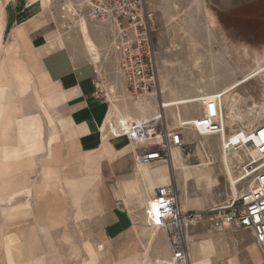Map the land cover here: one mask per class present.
I'll list each match as a JSON object with an SVG mask.
<instances>
[{"label": "crops", "instance_id": "crops-1", "mask_svg": "<svg viewBox=\"0 0 264 264\" xmlns=\"http://www.w3.org/2000/svg\"><path fill=\"white\" fill-rule=\"evenodd\" d=\"M28 1L0 0V58L5 57V48L12 45L15 57L32 69L37 85H40L38 73L46 76L47 82L41 85L46 87L44 93H51L49 101L46 98L47 102L43 101L49 120L31 91L14 103L18 108L17 117L33 114L41 117L44 148L27 159L31 163L25 160L10 162L15 165L10 164L9 175L0 182L3 191L0 192V264H84L86 241L93 248L102 245L106 249L110 244L108 252H102H107L109 264H114L115 260L140 250V247L135 239L127 241L122 238L124 232L134 226L133 215L127 206L134 197L125 198V203L124 197L114 195L112 187L117 188L118 184L137 177L148 200L153 198L154 189L161 184L156 182L152 173L149 177L142 175L138 167L141 163L135 160L136 152L121 138L125 144L118 146L113 161L105 158L100 161L101 177L96 183V193L87 196L97 174L85 175V166L91 163L89 155L100 148L101 139L111 138L100 129L110 105L93 95L95 88L91 77L97 65L84 59L83 51L75 53L61 41L49 16V25L42 24L39 6L30 5ZM112 61L114 68L115 59ZM120 82L128 96L123 80ZM189 117L193 116L184 118ZM50 137L55 141L48 147ZM5 138L3 143L9 147L19 144L18 135L13 130ZM161 163L144 166L152 170L151 167ZM46 171H49L48 176H44ZM13 192L16 194H11ZM162 236L169 256L165 231Z\"/></svg>", "mask_w": 264, "mask_h": 264}, {"label": "rangeland", "instance_id": "rangeland-1", "mask_svg": "<svg viewBox=\"0 0 264 264\" xmlns=\"http://www.w3.org/2000/svg\"><path fill=\"white\" fill-rule=\"evenodd\" d=\"M146 1L156 23L153 39L158 69V88L156 96L142 101H133L124 93L121 79H116L115 93L108 99L109 104L112 100L119 99L116 102L122 114L144 116L142 110L137 107V103L144 104L142 106L148 105V107L145 106V110L150 114L157 110V105L160 103L180 97L219 92L220 89L235 81L243 82L252 69L263 63L264 0ZM71 5L76 8L73 0H50L48 16L56 33L60 34L63 43L67 44L73 52L79 54L83 51L84 59L93 61L97 67L104 65L109 70L114 69L116 66L113 68L112 60L115 59L117 65V56L113 58L111 53L107 55L110 25L90 20L83 13L78 15L70 13L68 7ZM80 21L86 26L88 24L87 28L96 52L95 58L91 56L83 41ZM89 25H92V28ZM84 48L88 56L84 53ZM13 49L12 45H8L5 48L6 55L2 58L6 59L13 73L26 78L23 87L21 85L23 83H18L17 78L9 75L11 82L18 87L17 97L20 98L27 91H31L38 100L43 114L49 120L45 114L48 109L43 105V101L47 102V100L41 86L33 80L31 68L15 57L16 51ZM237 89V92L243 96L240 104L242 110L252 106L254 102L261 103L264 99V71L237 86ZM214 105L211 101L194 102L179 105V110L176 106L162 108V110L166 123L176 127L180 123L176 119L178 112L183 119H195L203 114L211 117L217 114ZM188 116L193 117L184 118ZM258 122L259 120H256L254 124ZM235 126L232 128L235 129ZM183 137L185 144L177 150L178 167L171 169V182L177 188L180 204L184 209L202 210L222 203L230 197L231 192L222 161L220 136L199 135L192 130H183ZM53 141H55L53 137L48 139V147ZM41 147L42 151L44 148L42 138ZM195 158L199 159L200 163L193 162L187 165L192 176L185 183L182 165ZM163 164L166 163L157 164L151 168ZM200 176L209 178L208 187L203 184L198 185L197 177ZM123 200L127 203V199L123 198ZM127 206L133 215V224L138 232V238L135 240H138L140 252H144L145 264H157L155 259L163 256L168 258L166 240L162 236L163 229L157 230V236L149 245L150 227L145 224L143 216L145 204L142 199L135 197L128 202ZM188 236L190 237L187 240L189 250L194 244L202 249L199 264H258L261 260L249 230L230 229L219 233L211 231L205 222H201L189 228L187 239ZM109 245L107 244V248L104 249L107 252ZM98 246L93 248L88 241L84 242V264L110 263L108 253H99Z\"/></svg>", "mask_w": 264, "mask_h": 264}, {"label": "built area", "instance_id": "built-area-1", "mask_svg": "<svg viewBox=\"0 0 264 264\" xmlns=\"http://www.w3.org/2000/svg\"><path fill=\"white\" fill-rule=\"evenodd\" d=\"M73 1L79 13L87 15L90 20L110 25L107 55L117 56V65L112 70L100 65L94 67L91 77L95 88L93 95L109 106L108 98L115 93V81L120 78L129 99L142 101L153 96L158 88L153 39L156 23L147 1ZM225 117L203 114L172 127L166 123L164 112L157 105V112L150 117L135 119L132 125L119 121L117 131L109 124L110 137H126L137 146L135 160L150 166L167 162L172 149L185 144L183 130L216 137L226 131L230 134L236 132L232 135L234 140L228 139L223 145V151H234L230 156V169L232 181L238 189L237 195H230L222 203L206 209H183L176 186L168 183L154 189L152 203H155V209L150 203L144 206L147 227L163 229L167 234L169 264H190L187 234L189 228L201 222L219 233L238 228L250 230L260 253L258 264H264V139L259 136V130L251 139L243 138L237 129L233 132L228 130ZM260 121L254 125V130L264 125V118Z\"/></svg>", "mask_w": 264, "mask_h": 264}, {"label": "bare ground", "instance_id": "bare-ground-1", "mask_svg": "<svg viewBox=\"0 0 264 264\" xmlns=\"http://www.w3.org/2000/svg\"><path fill=\"white\" fill-rule=\"evenodd\" d=\"M28 2L31 3L30 5H38L39 6V8H40L39 15L42 18L41 23L45 24V25L46 24L49 25L50 21L49 22H47V21H48V5L50 3V0H29ZM1 9H2V6H1V2H0V11H1ZM68 9H69L70 13H74L76 15L80 14V13H78V10L74 7V5H71L70 7H68ZM79 26H80V29L82 31L83 41H84L87 49L90 51L91 56L93 58H95L96 52L94 50L92 38L90 37L88 28L85 25V23L82 21L79 22ZM0 32H1V22H0ZM14 37H15V34H14ZM54 43H55V41H54ZM0 45H1V43H0ZM50 45H52V42L49 43V47H50ZM263 71H264V61L262 64H258L256 68L252 69L246 75V78L244 79L243 82L237 83V81H235V82L229 84L228 86L220 89V91L216 92V93H204L202 95L176 98L173 101L164 102L162 104L160 103V104H158V107L161 109V111H162V108H168L171 106H176V109L179 110V105L194 103V102L211 101L212 103L215 104L214 107L216 106V110H217L216 116L220 115V114L222 116L226 115L224 121H225V124H226V127L228 128V130H231L233 132V130L237 129V130H239V132H241L243 138H246V139L253 138V135H255V133L259 130V136L264 139V135H262V133H264V125H261L256 130L253 129V127L255 125L254 124L255 121L256 120L260 121L264 118V99L261 103L257 104L254 102V103H252L253 104L252 106H250V107L246 106L247 108L245 110H242L240 107L241 106L240 104H241V101H243V98H242L243 96H241L237 92V90H238L237 86H240L242 83H244L248 80H251L252 78L256 77V75L263 73ZM9 75H12L15 78H17V80H19L18 83H23L21 85L24 87L26 78H24V76H22L20 74L13 73L7 64L6 59L0 58V182L3 179V177H6L9 175V173H10L9 167L11 166L10 164H12L10 162H13L14 160H20V161L25 160L26 163H28V162L31 163V160L29 159L30 161H28L27 159L30 158L33 153L40 151L42 148L41 147V137L43 135V125H42L41 117L38 114L26 115V116H22L20 118L15 115L16 112H18V108L14 105V103H16L18 100V97H17L18 96V87H16L13 84V82H11ZM38 77H39V84L43 90V94H44L45 98L49 101V99L51 98V93H48V92L44 93V91H45L44 89L46 87L45 88L42 87L43 82H47V78L42 73L39 74ZM228 88H231V89H228ZM156 91H157V89H156ZM152 95L156 96V92L153 93ZM214 97H215V99H214ZM118 100L119 99H114L111 101V104H109L110 108H109V111L107 113L106 120H105L104 124L102 125V127L100 128L101 133L103 131L105 136H108V137H110L111 129H114L115 131H117L116 126H118L119 121H126L127 124L132 125V124H134L135 119L140 118V117L141 118L150 117L155 112H157V110H154L151 115L145 116V115L149 114V112L145 110L146 105L142 106L144 104L137 103L138 104L137 107L140 110H142V113L144 114V116H138V117L129 116L131 113H129L128 115H122V113L119 109V105L117 104ZM146 107H148V105ZM126 110H128V109L126 108ZM45 114L49 118V113L46 112ZM176 119L179 122L190 120V119H183L179 112L176 114ZM109 124H111V127H112L111 129L109 127ZM234 126H235V129L232 128ZM12 130L14 132H16V134L18 135L17 140H18L19 144L15 145L13 147H9L7 144L3 143V141L6 140L5 136L9 133V131H12ZM230 133H227V131H226V132H223L222 134H220L218 136H220L219 140L221 143L222 161H223V165L225 168V176L230 183L229 187H230L231 196H234V195L238 194V189L234 185L232 178H231V169H230V156L232 155V153L234 151H233V149L229 150V152L223 151V145H225L228 142V139L234 140V137L232 138V135H234L236 132H233L232 134H230ZM121 138H124L127 141V143H129V145L132 147V149L135 152L137 151L136 150L137 146L134 143L129 142L126 139V137H124V136L120 135V136H117L113 139L102 138L101 142H100V148L95 150L94 152H92V154L89 155L88 159L91 163H89L88 166H85V167H87L86 168L87 173L85 175L97 174V179L95 182H93V185H91V187L88 189L87 196L91 197L96 193V183L98 181H100V177H101V174H100V166L101 165L99 164L100 161L103 158H105L106 160H109V161L114 160L115 155L118 152V146L120 144L121 145L125 144V141ZM123 148L125 149L126 147L123 146ZM175 149H181V148H175ZM175 149H172L169 160L167 162H164L166 164H163L161 166L153 168L152 170H149L146 166H144L147 164H143V165H141L142 163L138 164V167L142 171V175H144L145 177H149L150 173H152L153 178H155L156 182L158 184H161V185L172 183L171 182V169L177 168L178 164H179V154ZM184 159L186 160L185 157H184ZM193 162L194 163H197V162L200 163V160L196 159V158L190 159L185 163V165H182L183 177H184L185 183L189 179H191V176H192V173H191V171L187 165L193 164ZM12 165H15V164H12ZM48 175H49V171L44 172V176H48ZM197 181H198L199 186L201 184H203V185L208 187L210 184V180L207 176L197 177ZM85 185H86V179H84V187H85ZM41 186L42 185H40V187ZM45 188H46V186H45ZM0 189H1V186H0ZM26 189L29 190L27 187H26ZM112 190L114 191V195H116V196L120 195V197H124V198L139 197L140 199H142V201L145 205L150 203L152 209H155V203H152L151 199H148V200L145 199V196L143 195V190L141 189V187L139 185L137 177H133V179H131V180H128V181H125L124 183L118 184L117 188L112 187ZM0 192L2 193L3 191L0 190ZM85 192H84V195L86 194ZM11 194H16V192L15 193L13 192ZM1 198L2 197L0 196V199ZM182 208L184 209L183 206H182ZM157 230H160V229L150 227L149 235H148L149 245L157 236ZM122 238L126 239L127 241L132 240V239H137L138 238V232L136 231L135 226L126 230L124 232V234L122 235ZM189 239H190V237L188 236L187 240H189ZM6 241H9V240H6ZM10 242H12V241H10ZM6 246H8V245H6ZM103 250H104L103 247L101 245H99L97 251L99 253H101ZM16 251H17V249H16ZM201 251H202V249L199 247V245L196 246L194 244L191 247V249L189 250L190 264H199V255H200ZM7 253L9 254V249H8ZM18 253H20V252H18ZM5 254H6V252H5ZM9 256L11 257V255H9ZM144 258H145L144 252L141 253L140 250H135V251L131 252L130 254H127V255L121 257L120 259L115 260L114 264H145ZM6 259H7V256H6ZM33 259H35V258H33ZM155 260H157V264H169L168 263L169 259L166 256L160 257V258L155 259Z\"/></svg>", "mask_w": 264, "mask_h": 264}, {"label": "snow or ice", "instance_id": "snow-or-ice-1", "mask_svg": "<svg viewBox=\"0 0 264 264\" xmlns=\"http://www.w3.org/2000/svg\"><path fill=\"white\" fill-rule=\"evenodd\" d=\"M262 135H264V133H262Z\"/></svg>", "mask_w": 264, "mask_h": 264}]
</instances>
